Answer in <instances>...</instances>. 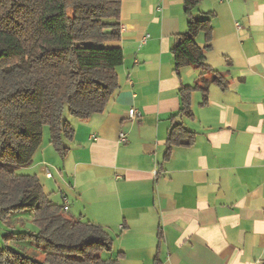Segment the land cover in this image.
<instances>
[{"label":"crops","instance_id":"obj_1","mask_svg":"<svg viewBox=\"0 0 264 264\" xmlns=\"http://www.w3.org/2000/svg\"><path fill=\"white\" fill-rule=\"evenodd\" d=\"M208 12L206 63L226 87L209 80L201 104L203 71H175L173 45L187 31L182 0H121L120 38L105 45L123 61L104 111L70 116L66 155L48 134L19 171L36 175L70 217L104 228L112 249L102 256L121 252L119 264H264V0H202L192 15ZM195 40L206 43L203 32ZM183 86L193 87L189 115ZM174 125L194 141L168 150Z\"/></svg>","mask_w":264,"mask_h":264},{"label":"trees","instance_id":"obj_2","mask_svg":"<svg viewBox=\"0 0 264 264\" xmlns=\"http://www.w3.org/2000/svg\"><path fill=\"white\" fill-rule=\"evenodd\" d=\"M202 0H182L187 31L178 36L172 53L175 71L187 65L202 70L195 87L207 101L206 84L226 87L227 81L206 63L211 48V13L195 18ZM121 0H0V220L29 209L36 232L19 233L42 250L38 260L0 246V264H119L122 253L104 257L112 238L99 224L67 216L51 202L36 175L18 173L42 142L63 157L64 140L73 136L65 113L85 121L104 111L118 87L116 68L123 61L118 47ZM205 35V45L195 38ZM211 73V79L204 78ZM193 87L179 89L181 111L191 114ZM173 145H190L194 134L174 125L167 138Z\"/></svg>","mask_w":264,"mask_h":264},{"label":"rangeland","instance_id":"obj_3","mask_svg":"<svg viewBox=\"0 0 264 264\" xmlns=\"http://www.w3.org/2000/svg\"><path fill=\"white\" fill-rule=\"evenodd\" d=\"M70 116L71 115L68 113L64 114L66 119H68ZM48 134V129L45 127L43 129L42 137L48 136ZM32 160L33 156L30 161L32 162ZM31 162L29 164H31ZM19 171L21 172L23 170L20 168L18 169V173ZM49 199L51 200L52 198L49 197ZM65 214L69 216L67 211H65ZM31 216L32 211L25 209L23 211L12 213L6 220H0V246H7L17 252H20L21 254H26L38 260H42L43 254L40 248L32 245V243L27 239H17L19 237V233L21 232L32 233L37 231V227L32 222Z\"/></svg>","mask_w":264,"mask_h":264},{"label":"built area","instance_id":"obj_4","mask_svg":"<svg viewBox=\"0 0 264 264\" xmlns=\"http://www.w3.org/2000/svg\"><path fill=\"white\" fill-rule=\"evenodd\" d=\"M222 1H230V0H222ZM139 114H140V113L137 112L135 109H130V110L128 111V117H129L130 119H135V118L140 117ZM119 137H120V138H119L120 142H122V143L126 142V136H125V133H121ZM47 176L50 177V174L47 173ZM65 209H66V207H64V210H65Z\"/></svg>","mask_w":264,"mask_h":264}]
</instances>
